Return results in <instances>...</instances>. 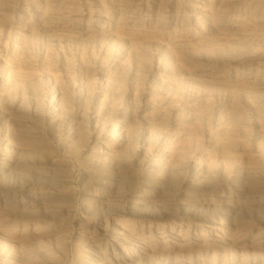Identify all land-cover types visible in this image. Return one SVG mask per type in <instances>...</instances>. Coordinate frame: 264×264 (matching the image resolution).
Returning <instances> with one entry per match:
<instances>
[{
    "label": "bare ground",
    "instance_id": "obj_1",
    "mask_svg": "<svg viewBox=\"0 0 264 264\" xmlns=\"http://www.w3.org/2000/svg\"><path fill=\"white\" fill-rule=\"evenodd\" d=\"M94 1L0 0V199L81 157L98 198L135 216H174L190 178L186 216L264 219V0H114L110 16ZM218 188L224 205L195 203ZM128 248L84 264L152 257Z\"/></svg>",
    "mask_w": 264,
    "mask_h": 264
},
{
    "label": "rangeland",
    "instance_id": "obj_2",
    "mask_svg": "<svg viewBox=\"0 0 264 264\" xmlns=\"http://www.w3.org/2000/svg\"><path fill=\"white\" fill-rule=\"evenodd\" d=\"M13 1L19 13L25 0ZM28 1L37 5L44 0ZM61 1L96 7L94 0ZM145 1L156 9V0ZM164 1L170 2V9L184 2ZM114 3L103 0L102 9L109 16ZM78 160L82 158L66 162L59 157L56 162L63 169L50 175L51 181L32 183L29 173L23 180L29 183L9 186L12 201L5 204L0 199V264H84L94 249L109 255L117 246L152 256L141 264H264V219L245 218L231 227L217 214L186 216L183 210L188 203L183 196L192 183L190 178L180 184L178 192H170L173 197L165 202L174 216H135L129 197L108 202L99 199L100 192L88 184L93 174H85ZM99 183L108 184L106 180ZM33 190L36 193L31 195ZM4 191L0 187V193ZM46 196L56 199L41 198ZM228 196L227 190L221 193L218 188L195 203L212 208L224 205Z\"/></svg>",
    "mask_w": 264,
    "mask_h": 264
}]
</instances>
